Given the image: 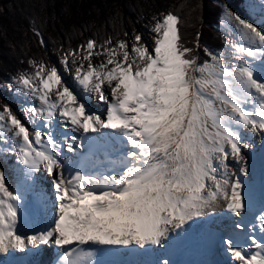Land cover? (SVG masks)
<instances>
[{
	"label": "bare ground",
	"instance_id": "6f19581e",
	"mask_svg": "<svg viewBox=\"0 0 264 264\" xmlns=\"http://www.w3.org/2000/svg\"><path fill=\"white\" fill-rule=\"evenodd\" d=\"M261 11L252 21L230 11L225 15L226 27L236 28L237 41L245 44L238 68L235 65L240 58L216 72L231 82L230 95L222 94L215 83L202 79L179 92L158 88L160 97L155 99L162 104L161 107L153 95L143 102L144 113L149 110L153 115L139 134L147 135L146 140L131 134L130 149L116 155L107 169L109 174L105 185L85 186L80 195L82 220L86 225L98 227L96 235L99 240L130 237L140 243L158 241L166 236L167 229L179 225L180 219L196 215L193 212L219 211L228 199H235L232 211L247 207L255 214L257 224L251 225L253 232L247 234L251 245L246 250H239L228 239L223 242L226 252L222 250L221 261L224 264H264V199L253 197V191L245 189L251 199L242 204L230 190L231 186H236L234 173L246 169V155L241 158L239 150L249 153L254 149L259 144V132L264 129V107L256 106L254 100L255 92L262 91L256 83L260 78L254 77L260 76L264 67V11ZM145 29V38L140 41L139 49H133V55L122 51L115 55L112 63L101 55L96 61L75 68L79 83L76 90H65L66 98L55 91L60 82L57 78L48 80V89H44L40 97L32 96L30 101L37 104L43 116L29 112L28 125L23 130L14 131L15 141H11L1 158V162L3 159V163L7 162L16 171H24L25 188L33 185L36 175L40 179L46 177L44 169H38L44 160L31 154L30 150L22 155H17L16 150L25 146L24 135L34 126L41 131L50 129L48 123L52 109H55V119L61 126L55 128L53 125L51 129L59 135L55 140L60 143L58 158H62L75 143V138L66 129L74 118L80 119L74 108H85L84 102L78 101V92L87 96L86 93L94 92L95 84L99 83L102 86V95L99 93V96L105 98L115 95L113 88L121 94L130 84L131 74L135 77L132 83L145 74L148 79H153L151 86L157 82L159 73L171 75L175 57L170 51L177 42L175 21L168 24L165 20ZM50 92L51 98L46 95ZM17 139L20 141L18 145ZM33 143L44 147L51 142L45 135L35 138ZM13 156L17 158L14 161ZM55 161L50 160L53 164ZM158 164L163 165L161 172L142 182L141 174ZM61 165H58L60 170ZM5 173L6 170H0L2 186ZM20 183L13 180L5 187L10 198L12 194L20 195ZM184 194L185 198L181 200ZM22 243L17 233L0 235V248ZM210 262H213L211 257Z\"/></svg>",
	"mask_w": 264,
	"mask_h": 264
},
{
	"label": "trees",
	"instance_id": "16d2710c",
	"mask_svg": "<svg viewBox=\"0 0 264 264\" xmlns=\"http://www.w3.org/2000/svg\"><path fill=\"white\" fill-rule=\"evenodd\" d=\"M160 1L0 0V83L8 84L9 79L31 73L34 67L45 63L52 67L43 39L50 50L70 47L77 52L91 39L106 43L110 38L123 36L132 30V21L147 17L161 6L156 10L167 9L178 17L179 23L186 19L190 36L203 46H210L209 22L217 4L210 0H168L172 5L156 4ZM223 42L221 37V45ZM5 107L0 96V112Z\"/></svg>",
	"mask_w": 264,
	"mask_h": 264
},
{
	"label": "rangeland",
	"instance_id": "374dc122",
	"mask_svg": "<svg viewBox=\"0 0 264 264\" xmlns=\"http://www.w3.org/2000/svg\"><path fill=\"white\" fill-rule=\"evenodd\" d=\"M210 1L211 3L214 2L215 4H217V9L215 11V14L211 16L209 22L212 30V34L210 36V47L220 46L221 37H224L225 35V37L229 41V43H227L228 44L227 47H225L226 51L222 52V54H219L220 52L216 54L212 53L210 52V49L206 51L205 49H208L209 46L208 45L203 46L202 44L198 43L197 38L190 36V34L188 33L186 28V19H184L180 23L178 22V24L181 27L180 29L178 27V30H176L175 28L177 34L176 47H174V49L170 51L171 54L174 53V57H175L174 63H176V67L173 70L175 75L172 77H167L163 75L160 76L162 82L166 86V89H168L169 91L173 90L174 87H176L178 92L180 90L182 91L185 88L187 89V87L192 86L195 83L194 80L200 75H206L205 81L209 82L210 84H214V83L225 84L226 81L222 79L224 77H221L216 72L219 69L229 67V65H232L235 62L236 59L233 60V62H230L231 58L237 57L241 53V47L239 44H242L237 41L236 28L230 29L226 27V23L224 21L225 15L230 11L234 14H237V16H240L244 19L248 18L250 19V21H252V19L255 18V14L258 13L257 9L260 5V1L258 0H244V2L243 0H239V2L238 1L235 2L233 0H210ZM161 3L167 4L168 6L172 5L171 3L168 2V0H162L156 4H161ZM241 5L246 10H250L251 13L247 16L243 15V11L240 10ZM263 6H261L259 13H262L261 10L264 11ZM161 7L154 8V10L149 12V15L147 17H141L140 19H136L135 21H132V23L134 22L132 30L127 31L123 36L110 38L106 43H97L95 40L91 39L88 42L90 43L91 47H87L86 45H83L82 48L78 49L79 52L81 51L79 55L72 53V48L70 47H61L59 50L52 49L50 51H46L45 54L46 58L51 62L53 70L49 68V66H47V64L45 63L43 65L44 68L34 69L32 75L24 76L21 81H19L18 78L9 79V81L12 80L10 82L12 84L11 87L16 86V89H12L10 86H8L5 83H0V96L6 102V108H5L6 112L0 113L2 114L0 116V163H1L2 155L4 153L3 151L8 150V146H10L12 143L11 141H15V137H13L14 131L16 129L22 130V126L25 129V126L28 125L27 114L29 112L32 111L38 112L36 110L30 109L31 108L30 103H32L30 100L32 96L40 97L43 94L44 88L42 84L48 77H50L52 74H56L61 78V82L63 83V86L60 90H58V92L62 94L61 96L66 98L67 94L65 92L70 88V87L67 88V86H69V84L71 85L75 84L74 86H77V84L79 83L77 79V75L74 71L75 68L81 66L82 64H86V62L96 61L101 55L104 56L105 57L104 60L109 61V63H112L115 58V55H117V53L120 54L122 51H126L128 54L133 55V49L135 48L137 49V47L139 49L140 41L145 38V33L147 32V30L145 29L146 27L148 28L154 27L157 23H163V21L165 20H168V24H170L171 21L174 22L175 20H177L176 16H174L175 14H173L170 11L166 12L167 9L165 8L161 10H156ZM224 11L225 13L223 14ZM222 15H224L222 18V23L218 27L216 24L217 22H219ZM169 17L172 20H170ZM162 30L163 28L161 29V31ZM197 54H202L204 56V62L200 65L197 62H194V58L196 57ZM239 57H241V55ZM188 59H190V61H187ZM30 63H32V61ZM98 87L99 85L97 84L96 88ZM69 90H73V89L70 88ZM95 91L96 89H94V92L88 93V97L93 99L92 95L94 94V100H95L97 97V92ZM33 92L35 94H33ZM99 93L97 98L100 97ZM81 96L82 93L78 92L77 95L78 101L86 100L85 98H87V96H82V97ZM15 117L17 120H19L18 124L16 125L9 124L10 122L9 120ZM34 128L37 127L34 126ZM39 130L40 129L37 128L35 134L36 132H39ZM43 137H45V135ZM6 139L9 140L6 141ZM140 139L143 138H141L140 136ZM17 141L19 140L18 139L16 140V143L18 145L20 141L19 142ZM239 154L240 157L243 158L246 155L245 150H239ZM12 158H14L12 159L13 161L17 159L14 156ZM231 161L234 163V160ZM2 163H3V159H2ZM6 168H8V164ZM12 176L14 177V175ZM8 179H9L8 180L9 183L6 184V186L11 184V182L13 181L12 179H10V177H8ZM184 198H185V194L184 196L183 195L181 196V200H183ZM188 205L190 206V203H188ZM187 208L189 209V207ZM192 214H198V213L193 212Z\"/></svg>",
	"mask_w": 264,
	"mask_h": 264
},
{
	"label": "water",
	"instance_id": "95a60500",
	"mask_svg": "<svg viewBox=\"0 0 264 264\" xmlns=\"http://www.w3.org/2000/svg\"><path fill=\"white\" fill-rule=\"evenodd\" d=\"M44 42H45V44L47 45L45 39H44ZM47 50L49 51L48 48H47ZM159 171H160V166L156 167V168H155L154 170H152L151 172H149V173L143 175L142 180H143V181H147V180H149V179L152 178L154 175H156Z\"/></svg>",
	"mask_w": 264,
	"mask_h": 264
}]
</instances>
